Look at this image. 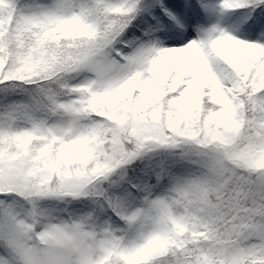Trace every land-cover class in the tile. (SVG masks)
Instances as JSON below:
<instances>
[{
	"label": "snow or ice",
	"instance_id": "obj_1",
	"mask_svg": "<svg viewBox=\"0 0 264 264\" xmlns=\"http://www.w3.org/2000/svg\"><path fill=\"white\" fill-rule=\"evenodd\" d=\"M0 264H264V0H0Z\"/></svg>",
	"mask_w": 264,
	"mask_h": 264
}]
</instances>
